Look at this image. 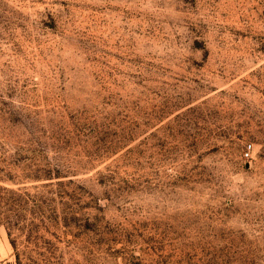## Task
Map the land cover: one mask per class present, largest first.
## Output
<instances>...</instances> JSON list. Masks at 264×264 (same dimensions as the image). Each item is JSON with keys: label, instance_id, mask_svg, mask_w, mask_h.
Segmentation results:
<instances>
[{"label": "rangeland", "instance_id": "374dc122", "mask_svg": "<svg viewBox=\"0 0 264 264\" xmlns=\"http://www.w3.org/2000/svg\"><path fill=\"white\" fill-rule=\"evenodd\" d=\"M0 264H264V0H0Z\"/></svg>", "mask_w": 264, "mask_h": 264}]
</instances>
